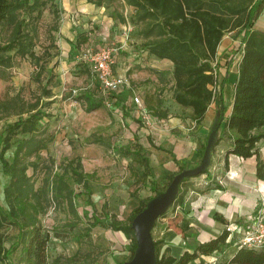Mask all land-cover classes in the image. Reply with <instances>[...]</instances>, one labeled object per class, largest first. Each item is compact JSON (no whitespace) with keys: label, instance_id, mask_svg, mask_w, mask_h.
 <instances>
[{"label":"rangeland","instance_id":"1","mask_svg":"<svg viewBox=\"0 0 264 264\" xmlns=\"http://www.w3.org/2000/svg\"><path fill=\"white\" fill-rule=\"evenodd\" d=\"M93 4L92 0H54L53 11L52 6L46 5L36 21L37 36L34 51L36 54H41L44 49H48L51 56L39 75L36 74V65L29 58H19L18 56H15L11 67L0 69V100H7L15 94H19L22 99L34 101L40 96L41 87L50 78L47 86L51 88L52 96L42 97L38 107L41 111L50 114L48 117L44 116L39 122V127L43 131L41 136L51 135L52 140L47 143V148L40 151L37 157L34 155L26 157V161L38 163L35 171L32 172L31 168L28 169V173L32 174L31 176L35 179V185L39 186L45 176H51L53 173L61 174L63 165L74 157H80L83 171L88 174L89 190L72 180L70 169L63 174L64 179L74 191L85 192L74 198L77 216L71 214L65 203L61 202L59 198L57 201L55 200V203H51L45 213L40 216L43 227L48 229L52 235L46 250L47 264H51L54 258L57 259V264H112L114 262L122 264L127 261L130 257L131 240L121 230L108 227L109 219L125 221L139 201L147 200L149 202L156 195L165 191L169 180L160 179L156 171L150 167H148L149 173L144 178L141 174L143 164L140 160L142 157L162 155L159 154V151H164L168 157L170 148L173 149L175 144L179 151L187 152L189 149L187 139L192 140L195 131L193 121L184 111L180 113L179 110L173 109L170 114L171 119L167 117L161 119L154 113L148 112L147 109H143L144 102H140V107L134 104L133 97L135 95L140 100L142 94L147 93V96L148 93H152V90L148 92L146 88L147 80L139 81L138 78H135L132 81L128 76L130 85L124 88L122 93L117 94V99L129 101L128 110L130 112L121 111L119 106L113 104L114 97L112 103L110 99L112 96L102 92L94 77L91 62L81 56L83 51L89 49V52L93 53L101 47L110 48L113 51L118 48L117 51H119L120 37L124 30L129 31V27H131L130 34L126 41L139 44L140 38L137 32L139 26L133 23V9L130 6L114 2L104 5L105 10L102 13L92 12L88 8L86 10L87 6L95 8ZM53 13L56 14V18L53 17ZM98 14L106 15L107 18L120 22L121 25L117 28L114 25L106 27V24L102 25L103 18H100L102 15ZM53 22L57 26L56 30L51 29ZM259 23L257 19L254 27L264 30V26L260 27ZM124 24L125 28H123ZM7 33V29H1L0 39H4ZM228 41L230 43L229 52L225 55V59L218 64L222 68V72L217 73L219 79H226L228 68L238 58L242 47L240 36L229 35ZM111 68L113 72V67L111 66ZM164 77L166 78V76ZM221 86L223 90V85ZM84 92L92 94L94 101L102 99V105L87 110L86 104L82 100L76 99ZM228 92L227 87L224 91L225 95L228 96ZM217 97H219L218 90L215 98ZM227 99L224 100L226 105L228 104ZM220 100L223 103V97ZM150 101L148 100V102ZM16 119L17 116H4L0 113V135H3L6 126ZM177 120L181 126L170 129L173 122ZM216 123L219 121L217 120ZM144 127L147 128L138 130ZM167 133H170L175 139L173 144L160 142L162 137L168 135ZM25 137L27 135L23 133H17L13 137L12 145L4 153V157L8 161L11 160L16 144ZM207 138L208 135L199 149L198 155L201 158ZM217 141L215 136L208 157H224L222 151L224 143H217ZM46 166H48L47 170ZM207 172L206 167L197 174L185 177L193 179L190 186L199 189L203 187L199 181ZM8 181L9 175L4 173L0 164V206L3 209H7L3 188L8 184ZM154 183L157 193L150 189ZM215 183L217 182L213 180L212 185H207L205 189L218 187ZM180 185H178L175 194L176 200L172 201L162 212L163 219L157 217L150 228L152 240L159 241L156 244L159 255L162 253L170 255L169 248H163L164 243L159 237L160 232L167 227L169 217L174 214L173 206L181 201ZM183 186L187 185L182 184ZM87 197L90 198L91 203L86 202ZM263 201L262 198L248 219L254 220L257 216H261L264 221ZM92 214L99 215L103 220L93 226L89 234H85L84 227L87 225V221L92 219ZM226 228L233 231L229 237H236L239 241L242 229L230 225H227ZM2 231L6 247L17 241L15 228L6 225ZM54 231L59 233L57 237L53 236ZM186 245L183 244V246ZM233 248L224 247L220 253H213L210 257L204 256L200 264H210L212 260L227 261L235 250ZM259 250L261 249L255 251ZM69 257L72 258L71 261H68ZM0 264H24V254L20 243L9 258L1 260ZM188 264L199 263L198 260H195Z\"/></svg>","mask_w":264,"mask_h":264},{"label":"trees","instance_id":"2","mask_svg":"<svg viewBox=\"0 0 264 264\" xmlns=\"http://www.w3.org/2000/svg\"><path fill=\"white\" fill-rule=\"evenodd\" d=\"M54 0H0V30L7 29V36L0 39V69L11 67L15 56L29 58L37 67L39 75L51 53L44 49L41 54L34 51L37 36L36 21L41 16L47 4L52 6ZM96 5H106L118 2L133 9V23L138 24L139 46L149 55L171 62L172 85L171 98L182 108L191 110L190 117L200 123L210 103L218 90L222 98V84L218 81L216 67L217 46L226 33L241 37V56L238 62L237 77L234 84L231 109L224 120V133L229 132L230 146L224 153V161L228 156L241 158L255 157V176L264 181V158L259 152L257 143L264 139L260 131L264 126V30L254 27V23L264 7V0H92ZM56 18V14L53 13ZM56 30L55 22L51 25ZM85 40V39H83ZM46 84L41 87V93L34 101L22 99L15 94L7 100H0V113L4 116H17L9 123L4 134L0 135V164L4 173L9 175L8 184L3 188L7 209L0 206V261L9 258L20 243L24 264H47L46 250L52 235L43 227L40 216L45 213L51 203L58 198L64 202L68 211L77 216L74 198L84 194V191H74L63 174L70 169L72 180L88 188V174L83 171L80 157L69 159L63 165L61 174L53 173L45 176L39 186L28 173L38 167V163L26 161V157H37L40 151L47 148L52 136L42 137L39 122L49 113L41 111L38 103L42 97L52 96L51 88ZM111 101L116 95H111ZM76 99L86 104L87 110L98 108L103 100L94 101L93 95L84 92ZM155 114V112H154ZM157 115V114H156ZM159 115V114H158ZM165 115V113L163 114ZM17 133L26 134L15 146L11 160L4 153L12 145V139ZM102 144V143H101ZM138 154V153H135ZM142 176L148 171V160L142 157ZM48 166H46L47 170ZM204 172V171H202ZM173 176L168 178L169 182ZM187 179L182 178L179 185ZM168 182V183H169ZM157 191L155 183L150 186ZM50 195H49V194ZM89 193V191H87ZM157 193V192H156ZM175 197L173 201H175ZM87 203H91L89 197ZM147 200L139 201L125 221L109 219L107 225L114 230H121L131 240L130 260L136 249L132 219L141 212ZM87 221L84 233L103 219L92 214ZM159 217V216H158ZM214 218L219 219L217 214ZM222 220V219H221ZM250 219L236 228L245 229ZM9 225L17 230V241L5 246V236L2 229ZM233 231L226 228L217 237L198 243L191 252L183 251L178 259L162 253L159 255L153 241L155 264H188L204 256L220 253L224 247L233 246V254L227 261H210V264H264V249L255 251L233 242L229 237ZM59 233L53 232L57 237ZM228 238H230L228 240ZM239 239V238H238ZM233 244V245H232ZM87 254V253H86ZM86 256V255H85ZM216 258V257H215ZM72 258L69 257L68 261ZM57 264V259L51 262Z\"/></svg>","mask_w":264,"mask_h":264},{"label":"crops","instance_id":"3","mask_svg":"<svg viewBox=\"0 0 264 264\" xmlns=\"http://www.w3.org/2000/svg\"><path fill=\"white\" fill-rule=\"evenodd\" d=\"M93 5L95 8L87 6L86 10L88 8L92 12L100 13L105 10L104 5ZM98 15L101 16L102 14ZM102 16L100 17L103 18L102 25L106 24V27L114 25L117 28L121 25L120 22L113 21L111 18H107L106 15ZM257 19L260 22V27L264 26V7ZM127 24L130 26L129 23ZM123 28H125V24ZM130 28L129 31L124 30L123 35L120 37L119 51H117V48L112 53L113 74L130 76L132 81L135 78H138L139 81L147 80V85L145 84L146 88L148 92L152 90V93H148L147 96V93L142 94V99L140 100L142 103L144 102L143 109H147L148 112H155V115L157 114L161 119H166V117L171 119V111L176 109L180 113L184 111L189 119H191V110L180 107L171 98V62L167 59H158L149 55L146 50L140 48L138 43H128L126 39L129 36L128 34H130ZM229 35L231 34H224L217 46L216 61L218 64H220L221 60L225 59V55L229 52ZM240 56L241 49L238 53V58L228 68L226 80L222 84L223 103L220 102L219 97H214L200 123L196 124L191 119L193 127L195 126V131L192 140L187 139L189 142L187 144L189 146V149H186L187 152L183 153V151H179L175 144L173 149L170 148L168 157H166L167 154H164V151H159V154L161 153L162 155H157L158 157H147L149 167L156 171L160 179H168L182 170L198 166L201 161V157L198 155L201 144L206 140L207 135L217 120L219 121V126L216 131V138L218 139L217 143H224L223 154L230 146L229 132L224 133L223 124L231 109ZM226 58L228 59L229 57L227 56ZM216 72H222V68L220 66L216 67ZM217 78L218 81L221 80L219 79V75ZM227 87L229 91L228 96L224 93ZM119 93H122V91ZM226 98H228L227 105L224 102ZM148 100L151 101L148 102ZM113 104L119 106L121 111L130 112L128 110L129 101H121L117 99V95L114 98ZM164 113L165 115H163ZM175 126H181L179 120L174 121L170 129ZM260 131L264 133V126L261 127ZM167 134V138L162 137L160 142L173 144L175 139H173L170 133ZM256 145L259 148L261 156L264 158V139ZM255 162L254 156L241 158L230 155L226 162L224 161V157H208L205 166L208 172L204 173L201 181H199V184L203 185L202 188L198 189L190 186V182H193L191 178H187L181 183L179 186L181 188V201L173 206L174 214L169 217L168 225L160 232L159 237L164 243L163 248H169L171 256L178 259L185 248L186 251L191 252L198 243L217 237L224 231L227 225L237 226V224H244L248 220L257 204L261 202L262 198L264 199V181L257 179L255 176ZM213 180L217 182L215 184L218 187L205 189L207 185H212L211 182ZM182 184L187 186L182 187ZM214 214H217L219 219L214 218ZM162 216L160 215L159 217L161 218ZM236 239V237H233V242ZM184 243L187 245L183 246ZM230 247L232 248L233 246ZM112 264H115V262Z\"/></svg>","mask_w":264,"mask_h":264},{"label":"water","instance_id":"4","mask_svg":"<svg viewBox=\"0 0 264 264\" xmlns=\"http://www.w3.org/2000/svg\"><path fill=\"white\" fill-rule=\"evenodd\" d=\"M218 126L219 123H216L208 134L204 154L199 165L175 174L165 191L147 202L145 208L134 216L131 227L134 231L136 249L133 257L122 264H155L154 244L150 233L151 225L173 201L180 180L185 176L197 174L205 168L211 146L215 141Z\"/></svg>","mask_w":264,"mask_h":264},{"label":"built area","instance_id":"5","mask_svg":"<svg viewBox=\"0 0 264 264\" xmlns=\"http://www.w3.org/2000/svg\"><path fill=\"white\" fill-rule=\"evenodd\" d=\"M112 53L113 49L101 47L93 53L86 49L81 56L91 62L94 77L97 79L102 92L117 95L130 85V78L126 75L113 74L111 68L113 63ZM133 102L138 107L141 106V101L137 95L133 97ZM239 244L248 249H264V221H262L261 216H257L254 220L250 219L242 231Z\"/></svg>","mask_w":264,"mask_h":264}]
</instances>
